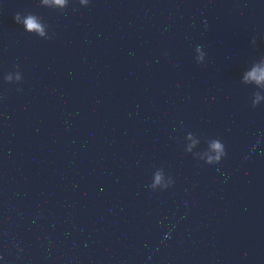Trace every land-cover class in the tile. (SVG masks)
<instances>
[{"label":"clouds","instance_id":"9594fccd","mask_svg":"<svg viewBox=\"0 0 264 264\" xmlns=\"http://www.w3.org/2000/svg\"><path fill=\"white\" fill-rule=\"evenodd\" d=\"M89 2H90V0H78V3L81 6H85V7L89 5ZM41 3L43 5L60 6V10L62 11L68 7L69 0H41ZM14 20L17 24H22L24 29L28 33H36L39 37H45V39L51 38L48 35L46 36V33H45V27H47V25L42 23L41 22L42 20L37 15H35L33 13H28L27 15L24 16L23 19H21L20 13H16L14 15ZM253 42H255V38H253ZM196 51L198 53H200V55L198 57H196L195 59L198 63H200V61H202L203 57H204V53L201 51L200 45L196 46ZM4 80L6 83H10L12 80V77L7 76L4 78ZM16 80L18 81V83L21 82L22 81V75L18 74L16 77ZM253 81L255 82L256 85H259L260 88L264 89V60H262L260 62V64L253 67L252 71L248 72L245 75V77H244L245 83L253 82ZM17 91H20V89L18 88ZM253 96L255 98L252 99V107L255 108L260 104L259 101L262 97L260 95V91L254 92ZM258 143H259V141H257V144ZM208 146H209V151L211 153H214V155L206 153L205 155L207 158H206L205 163H207L209 165L219 164L221 162V160L227 154L225 144L221 140L213 138V139L208 141ZM162 180H163V177H162L161 173L157 172L155 174L154 180L150 183V185L148 187L151 190H156L158 188V186L160 187V189H167L168 187H170L171 185H173L175 183V181L172 179L170 183H165L162 185Z\"/></svg>","mask_w":264,"mask_h":264}]
</instances>
